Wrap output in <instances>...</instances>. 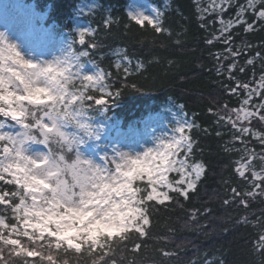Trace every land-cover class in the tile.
Here are the masks:
<instances>
[{
    "label": "snow or ice",
    "instance_id": "snow-or-ice-1",
    "mask_svg": "<svg viewBox=\"0 0 264 264\" xmlns=\"http://www.w3.org/2000/svg\"><path fill=\"white\" fill-rule=\"evenodd\" d=\"M193 16L206 34L204 45L215 49L208 57L213 62L210 71L219 78L218 95L234 97L236 104L209 103V127H202L199 113L191 112L176 135L157 149L136 157L117 153L106 158L103 167L83 158L78 150L83 141L64 128L75 124L90 134L82 122L86 111L106 105L104 97L121 96V88L138 90L133 78L154 61L133 64L127 51L120 50L115 72L101 68L94 58L102 47L99 29L89 27L77 35L81 46L90 35L91 50H73L63 60L40 65L25 59L0 33V129L8 119L22 129L15 134L0 131V264H146L141 250L147 249V242L137 241L151 238L150 217L157 212H186L185 222L204 232L200 218L213 210L186 209L185 203L201 197L212 170L198 158L204 154L198 135L213 134L226 155L237 154L229 167L240 183L222 178V207L237 210L238 225L260 229L252 253L264 264V207L258 215L249 211L254 204L264 206V36L255 43L249 39L264 33V0H193ZM128 17L138 26H150L153 46L167 48L161 37L179 45L174 37L186 35V29L175 31L167 23L165 11ZM112 23L111 18L103 21L108 30ZM103 59L99 54L100 62ZM82 61L93 64L95 73L82 74ZM38 137L47 152L27 155L24 144ZM52 157L59 167L49 171ZM204 195L211 199L219 192ZM168 231L175 233L170 226ZM179 250V245L153 248L154 264H173Z\"/></svg>",
    "mask_w": 264,
    "mask_h": 264
},
{
    "label": "trees",
    "instance_id": "trees-1",
    "mask_svg": "<svg viewBox=\"0 0 264 264\" xmlns=\"http://www.w3.org/2000/svg\"><path fill=\"white\" fill-rule=\"evenodd\" d=\"M20 1L23 4H32L39 14L44 15L41 23L47 28L50 38L63 37L71 51L91 50L87 48L90 35L85 36L84 46L79 44L77 31L81 26L83 29H99L97 35L102 47L94 58L101 68L115 72V62L120 50L127 51L133 59V64L138 60L146 63L154 61L148 65L146 72L133 78L138 90L121 88V96L104 97L108 101L106 105H93L86 111L83 117L92 127L106 121L112 129L119 127L124 131L140 133L144 131L143 121L147 117L158 115L162 124L173 126L174 116L186 119L191 112H197L198 123L207 128L213 119L207 113L209 103L230 100L232 105L236 104L234 97L218 95L219 85L215 81L219 78L214 71H210L213 62L208 57V51L215 49L204 45L203 37L206 34L199 28L193 16V0H138L148 2L158 11H165L167 23L175 31L184 32L186 29V35L174 37L181 42L179 45L161 37L167 44L166 49L159 44L153 46L150 26L141 27L130 20L128 14L133 0ZM105 18H111L113 21L110 30L104 27ZM261 36H264V33L255 34L249 39L255 43ZM222 47L220 44L216 45V48ZM99 54H103V62H100ZM82 63L84 66L93 65L86 61ZM240 78L247 79L243 75ZM116 87L120 88L121 85L117 83ZM93 94L100 98L99 93ZM3 119L0 117V120ZM198 138L204 147L203 156L198 158L206 160L212 170L202 187L201 197L185 203V208L207 206L213 210L208 217L202 215L200 218V223L206 225L205 231L201 232L190 222L186 223V212L177 210L154 213L150 217L149 225L151 238L142 237L137 241L147 242V249L141 250L143 258L146 264L154 263L153 248L159 250L161 247L172 248L179 245V260L173 261V264H192L193 261L195 264H252L253 260L259 264L252 248L258 242L260 229L238 225L237 210L222 207V178L229 179L232 183H240L239 177L235 176L229 167L230 159L236 158L237 154L233 153L231 157L226 155L219 147L220 141L214 134L210 137L198 135ZM224 139L227 140L228 137L225 136ZM36 141H39V137ZM0 146H3V142H0ZM172 178L174 175L169 174V179ZM3 183L0 181V184ZM208 190L218 191L219 196L210 199L204 195ZM262 207L264 206L254 204L249 211L258 215ZM169 226L175 229L174 234L169 233ZM224 228L228 230L225 232ZM129 247L132 245L129 244Z\"/></svg>",
    "mask_w": 264,
    "mask_h": 264
},
{
    "label": "rangeland",
    "instance_id": "rangeland-1",
    "mask_svg": "<svg viewBox=\"0 0 264 264\" xmlns=\"http://www.w3.org/2000/svg\"><path fill=\"white\" fill-rule=\"evenodd\" d=\"M158 10L146 1L133 0L130 13H143L155 16ZM44 15L39 14L32 4H23L20 0H0V33L7 42L16 45L25 59L44 65L48 62L63 60L71 49L63 37L50 38L47 28L41 23ZM84 27H80L82 30ZM96 71L93 65L81 68L82 74L92 75ZM0 131L13 134L21 131V125L8 119ZM82 122L89 126L90 134L75 124H67L64 128L69 134L79 137L83 143L78 150L83 158L104 166L106 158H116L117 153H128L136 157L149 149H157L163 141L176 135V128L185 122L181 116H174L172 124H162L158 115L147 117L143 121V132L124 131L116 127L112 129L106 121L92 127L86 118ZM2 147V146H1ZM27 155L37 157L47 152V148L36 140L24 144ZM154 264V263H148Z\"/></svg>",
    "mask_w": 264,
    "mask_h": 264
},
{
    "label": "clouds",
    "instance_id": "clouds-1",
    "mask_svg": "<svg viewBox=\"0 0 264 264\" xmlns=\"http://www.w3.org/2000/svg\"><path fill=\"white\" fill-rule=\"evenodd\" d=\"M85 159H86V158H85ZM87 160H90V159H87ZM90 161H91V160H90ZM91 162H92L93 164H95V165H99V164H97V163H95V162H93V161H91ZM99 166H101V165H99ZM58 167H59V161H58V159L55 158V157L50 158V160H49V164H48V166H47V170H49V171H53V170H56ZM101 167H103V166H101ZM52 182L55 183L54 180H53ZM37 264H43V262H42V261H38Z\"/></svg>",
    "mask_w": 264,
    "mask_h": 264
}]
</instances>
